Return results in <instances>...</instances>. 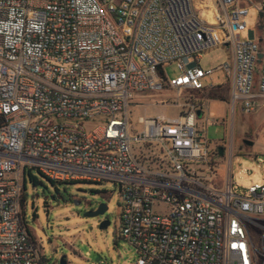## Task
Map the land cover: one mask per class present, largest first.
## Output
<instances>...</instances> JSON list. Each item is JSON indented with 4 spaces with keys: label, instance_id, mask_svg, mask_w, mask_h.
Masks as SVG:
<instances>
[{
    "label": "built area",
    "instance_id": "2783aa9c",
    "mask_svg": "<svg viewBox=\"0 0 264 264\" xmlns=\"http://www.w3.org/2000/svg\"><path fill=\"white\" fill-rule=\"evenodd\" d=\"M243 1L262 11L247 0H0V264H46L21 205L26 169L118 185V238L135 264H264V182L221 183L197 127L204 104L182 100L204 90L214 70L201 55L221 46L231 107L264 101V14L259 39H242ZM141 97L180 114L140 117L131 136L129 101Z\"/></svg>",
    "mask_w": 264,
    "mask_h": 264
},
{
    "label": "rangeland",
    "instance_id": "374dc122",
    "mask_svg": "<svg viewBox=\"0 0 264 264\" xmlns=\"http://www.w3.org/2000/svg\"><path fill=\"white\" fill-rule=\"evenodd\" d=\"M264 5V0H247ZM248 10L246 30L240 33L242 39L247 31L254 32L257 40L260 36L258 25L259 11L243 1ZM230 50L226 47H214L202 53L199 66L203 70H214L201 82L203 92L211 89H226L224 98H208L205 93H184L182 100L191 97L202 101L204 106L197 118V127L208 143L210 153L218 155L217 174L219 181L224 182L228 176L235 191L253 183L264 182V101L255 112L243 114L238 107L232 108L229 94V79L225 72L218 69L228 61ZM169 78L178 76L176 65L164 68ZM191 95V96H190ZM167 98L175 103L171 93ZM161 97L147 99L141 97L129 101L128 116L132 131L130 135L140 132L138 119L176 118L180 108L161 105ZM98 118L83 121L87 131L103 124ZM244 141L252 142L247 145ZM134 148L139 147L132 144ZM218 147H222L223 155L219 156ZM23 193L26 213V225L34 234L36 244L46 264H58L64 256L67 264H135L137 255L132 246L118 238L120 231L119 214L121 210V193L119 186L112 181H55L44 176L37 169H26ZM74 199L71 203L70 200ZM80 202V205H76ZM99 203L107 205V211L97 218H84L86 211L94 209ZM104 218L109 220L106 229H99ZM251 238L259 246L260 234L255 227L249 226Z\"/></svg>",
    "mask_w": 264,
    "mask_h": 264
},
{
    "label": "water",
    "instance_id": "95a60500",
    "mask_svg": "<svg viewBox=\"0 0 264 264\" xmlns=\"http://www.w3.org/2000/svg\"><path fill=\"white\" fill-rule=\"evenodd\" d=\"M263 14H264V5L262 7V11L259 13V18H262L263 17ZM258 30L259 31L261 30V26H258ZM249 37L252 38V35L250 34ZM257 58H258L257 59V63L259 64L260 61H261V58H262V54L259 53L258 56H257ZM200 115H201L200 112H198V116H200ZM244 143L247 144V145H252V142H250V141H244ZM218 153H219V156H222L223 155V149H222V147H218ZM76 203H77L76 205H80V202H76ZM106 211H107V205L105 203H99L97 205L96 209H91L89 211H86L83 214V217L84 218H97L99 216H103ZM108 225H109V220L106 219V218H104L99 223V229H106ZM58 264H67L64 256H62V257L59 258Z\"/></svg>",
    "mask_w": 264,
    "mask_h": 264
},
{
    "label": "trees",
    "instance_id": "16d2710c",
    "mask_svg": "<svg viewBox=\"0 0 264 264\" xmlns=\"http://www.w3.org/2000/svg\"><path fill=\"white\" fill-rule=\"evenodd\" d=\"M261 23H262V18H260V22H259V25L258 26H260L261 25ZM226 90H228V88H226V89H211L208 93L206 92H203L202 91V97H203V93H205V97H208L209 99L210 98H213V99H215V98H224L223 96H224V93H225V91ZM195 93H197V95H198V93L199 92H195ZM52 183H55V181H51ZM25 194L24 193H22V200H21V205H22V209H24V201H25Z\"/></svg>",
    "mask_w": 264,
    "mask_h": 264
},
{
    "label": "flooded vegetation",
    "instance_id": "af4514ba",
    "mask_svg": "<svg viewBox=\"0 0 264 264\" xmlns=\"http://www.w3.org/2000/svg\"><path fill=\"white\" fill-rule=\"evenodd\" d=\"M70 202L73 203L74 202V199L73 200L71 199ZM94 209H96V208H94Z\"/></svg>",
    "mask_w": 264,
    "mask_h": 264
}]
</instances>
